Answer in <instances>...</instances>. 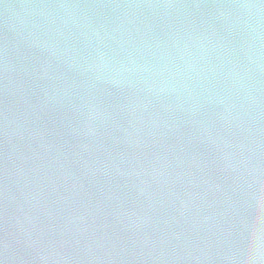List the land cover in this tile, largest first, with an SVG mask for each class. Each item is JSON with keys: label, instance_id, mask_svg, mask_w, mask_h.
Returning <instances> with one entry per match:
<instances>
[{"label": "water", "instance_id": "water-1", "mask_svg": "<svg viewBox=\"0 0 264 264\" xmlns=\"http://www.w3.org/2000/svg\"><path fill=\"white\" fill-rule=\"evenodd\" d=\"M0 264H264V0H0Z\"/></svg>", "mask_w": 264, "mask_h": 264}]
</instances>
